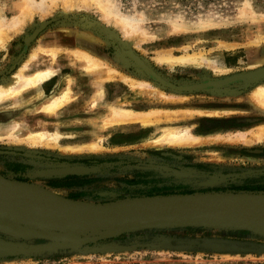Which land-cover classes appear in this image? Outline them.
Masks as SVG:
<instances>
[{"label": "rangeland", "instance_id": "1", "mask_svg": "<svg viewBox=\"0 0 264 264\" xmlns=\"http://www.w3.org/2000/svg\"><path fill=\"white\" fill-rule=\"evenodd\" d=\"M67 1L0 0V18L8 25L0 37H10L6 47L0 46V81L11 76L31 49L40 45L47 50L37 54L28 74L45 68H56L61 74L39 90L49 97L56 80L61 79L56 87L59 93L69 87V81L72 91L71 102L54 115L38 110L39 101L32 100L37 93L34 90L0 104V175L82 203L183 202L208 196L215 202L228 198L260 210L252 196L264 198V110L250 103L255 87L238 84L220 92L183 93L187 97L184 101L169 99L161 93L169 94L171 88L162 92L133 88L120 78L103 82L105 70H86L85 62L73 57L70 50L88 51L109 60L124 74L140 78L134 66L117 56L122 41L176 85L204 83L218 75L200 65L172 70L166 63L158 64L157 57L200 53L218 67L231 70L223 76H233L248 70V63L264 55V42L255 43L264 37V0H86L83 9L78 7L80 0ZM32 7L31 13L35 12L30 15ZM41 18L48 25L28 45L25 38L35 34ZM14 19L25 21L20 22L23 30L18 34L9 31ZM80 32L109 43L89 41L79 36ZM53 51L57 52L55 59ZM100 91L102 95L97 96ZM107 104L140 113L162 112L145 126L105 127L111 113ZM196 108L233 112L207 118L189 113ZM191 127L199 136L220 133L226 139L178 149L147 146L166 130ZM45 130L51 136H61L56 146L34 145L27 139V134ZM232 131L245 134V139L230 144L227 138L236 133ZM93 143L102 149L87 150ZM64 168L83 171L49 174ZM37 215L26 206L0 198V264H264V234L232 229L147 230L90 243L88 246L101 250L90 256L78 252L81 249L39 253L31 249L52 238L57 240V236L66 242L68 232L57 225L39 226L32 221ZM5 226L37 230L48 237L23 239ZM6 243L28 250H9ZM106 244L111 246L102 248Z\"/></svg>", "mask_w": 264, "mask_h": 264}, {"label": "bare ground", "instance_id": "2", "mask_svg": "<svg viewBox=\"0 0 264 264\" xmlns=\"http://www.w3.org/2000/svg\"><path fill=\"white\" fill-rule=\"evenodd\" d=\"M45 1L46 0H41L42 3ZM71 1H73V0H71ZM34 3H35V1H34ZM36 4H40V2H38ZM66 5H67V3H66ZM84 6H86V0H80V2L78 3V7L82 8ZM33 7H35V6H33ZM33 7L30 9L29 13H31V10L33 9ZM73 7H74V5H73ZM37 10L38 9L36 7V11ZM33 12H35V11H33ZM29 13L26 15H29ZM32 13L30 15H33ZM105 18L109 22V24H112V22H110V19L108 16H105ZM20 22H21V20L14 19L11 22V25L9 27V31H13L14 34H18L19 31H22L23 29H21V27H22L21 23H23L25 21H23L21 23ZM47 25H48L47 21H45L44 19L41 18L39 24L36 27L37 30H36L35 34H33L31 36L29 35L27 38H25L27 44L29 45L33 40H35L37 37V34L41 31H43ZM115 25H117V24L115 23ZM5 26H7V27H5ZM4 27L8 28V25L5 24L4 19L0 18V31L1 32H2V28H4ZM2 35H4V34L2 33ZM8 35H9V33H8ZM78 35L81 37H84L85 39H87L89 41L97 42L98 44L105 45L107 43L106 45H108V43H109V42H106V40L104 41L101 37L95 36L92 33L80 32V33H78ZM7 37L6 36H5V38L0 37L1 48H4L8 45V43L10 41V37L8 39H7ZM131 41L132 40H128V42H131ZM263 42H264V37L260 36L255 43H256V45H260V43H263ZM117 48H118V53H117L118 58L122 62L134 66V68H136L137 73L140 76V78L138 76L124 74L123 72L118 70L116 68V65H113L109 60L99 58V57L89 53L88 51H84V50H80V49H72V50H70V53L73 54V57L75 55L80 60H83L85 62V69L88 71H94V70H100V69L105 70L106 71V78H104L103 82L115 80L116 78H120L129 87H133V88L136 87V88H140V89H151V90H155V91L157 90V91H161V92L163 91V89L171 88V90L169 89L171 91V93L165 94V92H162L161 94L166 96L169 99H177L178 98V99H180V101H184L187 98L186 96L183 95V93L193 94V93L207 91V90L212 91V92H220L224 88H229L231 86L238 85V84L242 85L243 87H249V86L251 87L252 86V87H255V89H252L253 91L249 95L250 103L252 106H254V107L258 106L259 108H261V110H264V67L262 66L264 64V55H262V57L260 59L248 63L247 64L248 70L243 71L239 74H235L233 76H229V75L223 76V75H227L231 70L227 69V68L225 69V68L218 67L217 64L215 63V61H211L210 59H206V58L202 57V55L200 53H192V54L189 53V54L181 55L179 57H174L168 53H166L165 55L163 54L162 56L159 55L160 57L156 58V62H158V64L166 63L172 70L174 69L175 66L186 67V66H198V65H200V66H202L203 69H205L207 71H211L215 75H218V77L216 79H207L204 83L176 85V84H172L168 79H166L164 76L160 75L155 70V68H153L151 66L150 63H148L141 56L137 55L134 52V50H132L131 47H129V45L127 43L120 41L119 46ZM46 50H45V48H43L40 45L33 47L31 49L30 53L28 54V56H26L27 57L26 60L22 61L23 63L19 65L17 70L11 76H9L7 78H2V80L0 81V104L6 103L10 100H17L20 98V96L23 93H25L27 91H33V90H34L33 91L34 93L37 92L35 95L32 96V100L36 99L37 101H39L38 104H39L40 108L38 110H40L41 112L48 113L50 115L56 114L58 111H60L61 108H63L64 106L68 105L71 102V94H72V91L70 88L71 81H69V87L67 86V89L61 94L59 93L60 92L59 91L56 94H51L49 97H47V94H45V92L39 90L41 87H43L45 84H47L53 78L56 77V75L59 72L58 69L57 70L55 68H48V69H43V70L41 69V70L35 71L32 74H28L31 64L34 62V60L38 56L37 54L46 52ZM53 53L54 54H52V55H53V58L55 59L57 52L55 53L53 51ZM99 95L100 96L102 95V91H100L97 96H99ZM97 96H95V97H97ZM94 102H95V100L93 101V103ZM15 105H17V104H15ZM91 106H92V104H91ZM107 106H108L107 110H109V109L110 110L112 109V110H111L110 115L104 121L105 127H107V126H110V127L111 126H122L124 124L145 126V125L153 122L154 117H156L160 112H162V111H156L155 110V111L140 113V112L132 111L129 109L116 108L115 107L116 105H114V104L113 105L107 104ZM10 108H13V107L11 106ZM232 112L233 111H229L227 109L201 110V109L197 108V109H191V112H189V113H193L195 116H198V117L204 116V117H210V118H212V117L220 118L221 116H225L226 114L230 115ZM15 128H16V125H15ZM11 131H13V130L11 129ZM232 132H236V133L231 134L227 138V141L230 142V144H237V142L239 143V142L243 141L246 137L245 134H242L239 131L238 132L232 131ZM9 134H10V132H9ZM27 135H30L27 139L31 143H33L34 145L44 146V144H45V147H47V148L50 147V145L56 146L55 144H57V142L61 138V136L57 133H55V135L51 136L47 132V130L42 131L40 133H37V132L33 133V134L29 133ZM8 136H11V134ZM226 136H227V133H226ZM1 137H0V140L2 139ZM222 139L224 140L226 138H224L222 136V134H220V133H214V134H210V135H206V136H199V135L192 132V127H191V128H186L185 130H172V129L166 130L159 137L149 141V143L148 144L146 143V144L148 147H153L156 149H164V148H171V149L177 148L178 149V148L196 147V146L207 144V143H214V142L220 143V141ZM49 141H51V142H49ZM246 143H247V141H246ZM50 148H52V146ZM101 149L102 148L96 143L91 144L89 146V148H87V150L96 151V152H98ZM83 150H85V149H83ZM74 151L76 152L78 150H74ZM12 208H14V206H12ZM3 211H4V209H3ZM17 212L18 211H16V213ZM31 216L33 217V215H31ZM14 217H16V216H14ZM21 219H22V217H21ZM27 220H28V217H27ZM42 227H44V226H42Z\"/></svg>", "mask_w": 264, "mask_h": 264}, {"label": "water", "instance_id": "3", "mask_svg": "<svg viewBox=\"0 0 264 264\" xmlns=\"http://www.w3.org/2000/svg\"><path fill=\"white\" fill-rule=\"evenodd\" d=\"M82 168H64L49 172L54 176L74 175ZM253 197L260 208L228 198L215 199L204 196L184 199L183 202L168 200L123 204L82 203L54 193L12 181L0 175V198L15 201L34 210L39 216L32 221L49 228L57 225L68 232L66 242L51 239L47 244L33 247L39 253L52 254L66 250H79L98 240L118 237L126 233L176 228H207L244 230L264 234V198ZM23 239L48 237L37 230L20 226H5ZM57 241V242H56ZM59 241V242H58ZM9 250L27 249L17 243H6ZM253 247L262 249L263 245Z\"/></svg>", "mask_w": 264, "mask_h": 264}, {"label": "crops", "instance_id": "4", "mask_svg": "<svg viewBox=\"0 0 264 264\" xmlns=\"http://www.w3.org/2000/svg\"><path fill=\"white\" fill-rule=\"evenodd\" d=\"M45 69H48V68H45ZM56 69V68H55ZM43 70V69H42ZM57 70V69H56ZM60 74H61V72H60ZM60 74H59V72H58V74L56 75V77L55 78H53L50 82H52L53 80H55V79H58V78H60ZM50 82H48V83H50ZM61 79L60 80H56V82H55V88H54V90L52 91V93L51 94H56L57 92H59L60 91V88H56L58 85H59V83L61 84ZM47 83V84H48ZM47 84H45L46 86H47ZM44 85V86H45ZM42 89H43V87H41ZM44 92V91H43ZM116 108H118L117 106H115ZM121 108V107H120ZM197 109V108H196ZM199 109V108H198ZM201 109V108H200ZM110 110V109H109ZM112 110V109H111ZM201 110H207V109H201ZM212 110H216V109H212ZM222 110V109H221ZM143 113V112H142ZM202 117H204V116H202ZM207 118H210V117H207ZM212 118H218V117H212ZM148 125V124H147ZM133 126V125H132ZM261 126H264V124L263 125H261ZM111 245L109 244V245H104V246H102V248H104V249H106V248H108V247H110ZM96 249H100V247H97V246H85V247H83V249L82 250H80V251H78V252H80V253H82V254H86V255H91V254H95V253H98V251H101V250H97L96 251ZM95 251V252H94ZM104 252V251H103Z\"/></svg>", "mask_w": 264, "mask_h": 264}]
</instances>
